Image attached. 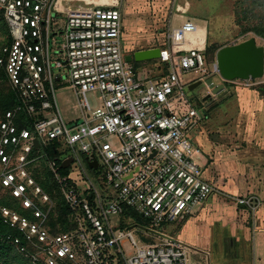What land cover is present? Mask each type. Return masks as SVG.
<instances>
[{
    "label": "built area",
    "instance_id": "obj_1",
    "mask_svg": "<svg viewBox=\"0 0 264 264\" xmlns=\"http://www.w3.org/2000/svg\"><path fill=\"white\" fill-rule=\"evenodd\" d=\"M65 1L61 8L59 0H0L8 28L0 75L16 98L12 109H0V187L20 208L2 207L1 219L36 242L32 258L40 264H206V251L165 231L215 190L189 135L206 110L200 114L188 96L195 79L183 78L206 71L205 47H184L197 23L172 27L155 59L161 71L141 78L121 48L118 4L69 9ZM65 81L80 110L70 120L56 102ZM89 92L98 94L94 108ZM53 144L62 162L72 158L67 175L46 159ZM39 157L68 208L66 231L47 226L53 203L30 171ZM136 229L159 240L144 241Z\"/></svg>",
    "mask_w": 264,
    "mask_h": 264
},
{
    "label": "rangeland",
    "instance_id": "obj_2",
    "mask_svg": "<svg viewBox=\"0 0 264 264\" xmlns=\"http://www.w3.org/2000/svg\"><path fill=\"white\" fill-rule=\"evenodd\" d=\"M188 1L191 4V8L189 11L186 10L185 12V7H182L185 0H66L64 4H66V7L69 9H86L94 5H110L117 3L122 13L121 48L124 54H132L137 48L142 46L153 47L162 45L165 41L166 34L169 33L171 28L180 26L188 17L199 25L196 26L194 32L188 34V38L191 42H187L184 47L188 48L192 45L203 47L207 31V46L209 45L210 47H207L204 52L206 63L203 69L206 71L203 73L187 72L183 76L185 80L195 79L192 82L201 79V83L191 90L188 89L187 93L188 96L191 97L192 104L197 108L200 114H202L203 106L206 108V110H204L206 116L200 119L197 126L190 131L189 135L194 143L198 146L201 145V155L205 160L207 159V154L205 152L207 144H205V146L204 141L207 139V132L215 131L217 127H222L226 119L232 117L239 118L237 112L238 104L234 99H230L233 97V94H230L231 97L225 101L220 100H224L226 96H229L228 92L236 87L248 89H256L260 86L264 87V76L256 79L225 81L221 78L217 70L212 72V68L214 64H216V51L220 47L238 43L249 37H254L258 45L264 46V0ZM59 6H62V2H59ZM186 6H188V3ZM7 44L8 29L4 17L0 12V55L2 53V48ZM143 62L144 63H139L133 60L130 62L141 78L150 77L161 71V67H159L155 61L150 60ZM0 81L8 85L3 73L0 75ZM218 84H223L222 88L215 94L211 93V90ZM208 92H210L209 97L203 101V96ZM55 94L58 108L65 119L70 120L80 116L78 97L70 83L67 81L62 82L58 86ZM86 97L91 108L98 105L97 93L89 92L86 94ZM242 111L243 110L240 108V113ZM211 137L214 138L212 135ZM241 151H238V153H241ZM241 155L244 154L241 153ZM202 158H199L201 163L203 162ZM241 158H244V156H241ZM249 158L251 162L255 161V158L251 155H249ZM48 167L47 160L43 157H39L32 163L30 171L35 175L36 171L42 173V171L48 169ZM82 167L86 176L89 178L88 180L93 181L91 173L84 162ZM261 176L263 177L264 175L261 174ZM259 184L262 185L264 182ZM214 196L217 199L216 201L220 202L221 205L213 206L211 210H206L205 212L211 213L212 222L217 219H224L225 216H227V229H232L233 223L244 215H247L246 222H252L251 217L254 216L253 212L255 206L262 197L264 198V189L249 188L226 190L218 187L215 188L214 194L210 198ZM51 201L53 204L49 210L47 226L52 232H57L63 229L61 217H64L62 211L66 207L62 200L59 186L58 193L56 192L55 197H51ZM2 207L17 212L20 211L18 201L12 199L8 193L0 187V209ZM198 208L199 207H196L195 211H197ZM245 208H247V211L245 210V214H241L240 212ZM202 212L203 210L197 213L194 212V216H189L181 222H173L170 226L165 228V231L177 240L185 244L189 243V246L192 248L200 249L199 247L192 246V244L196 242L194 238L205 231L200 226V223H203L200 217ZM231 214L236 215L232 218ZM1 220L0 217V221ZM217 222L222 225L224 224L221 221ZM2 224L6 226L7 230L5 232L0 231V240H3L1 237H4L6 240H9L11 245L9 249L6 247L5 250L0 251V264H40L32 258V255L37 254L38 246L36 242L19 234L13 227L4 223V221ZM217 227L218 226H215V228ZM224 227L226 226H219L218 229ZM134 231L136 234L140 235L144 241L159 240V238L151 236L150 234L141 233L138 229ZM14 236L18 238V242L14 240Z\"/></svg>",
    "mask_w": 264,
    "mask_h": 264
},
{
    "label": "crops",
    "instance_id": "obj_3",
    "mask_svg": "<svg viewBox=\"0 0 264 264\" xmlns=\"http://www.w3.org/2000/svg\"><path fill=\"white\" fill-rule=\"evenodd\" d=\"M187 3L188 6H186ZM190 6L189 1L185 0L182 6L185 7L184 12L189 11ZM187 42H191L188 36L185 44ZM159 46L161 45L153 47ZM206 46L207 31L203 47L206 48ZM146 48H152V46H142L136 50ZM230 94H233V97ZM228 95L220 101L230 97L234 99L238 104L239 118L226 119L222 127L207 132V139L204 141V145L207 144L208 147H205L207 159L204 160L201 155L205 175L212 182L214 181L215 188L264 189V184H259L264 182V176H261V174L264 175V96L257 89L242 87H236L229 91ZM240 108L243 110L241 113ZM202 152L204 153L203 149ZM249 155L255 158L254 162L250 161ZM216 200L215 196L209 198L195 211L197 213L203 210L200 215L203 223H200V226L205 231L194 238L196 242L192 246L207 252L206 264H264V198L259 199L255 206L251 223L246 222L247 215H244L233 223L232 229H227V216L212 222L211 213L205 212L211 210L213 206L221 205ZM245 210L247 211V208L240 213L243 214ZM234 215L236 214H231V217L234 218ZM217 221L224 224H219ZM215 226L226 227L218 229ZM186 245L189 246V243Z\"/></svg>",
    "mask_w": 264,
    "mask_h": 264
},
{
    "label": "water",
    "instance_id": "obj_4",
    "mask_svg": "<svg viewBox=\"0 0 264 264\" xmlns=\"http://www.w3.org/2000/svg\"><path fill=\"white\" fill-rule=\"evenodd\" d=\"M159 55V47H152L136 50L132 54H125V60L127 62H131L132 60L143 62L155 60ZM215 60L218 73L225 81L256 79L264 76V46L258 45L254 37H249L238 43L220 47L216 51ZM200 83L201 79L196 80L188 85V89L191 90ZM222 86L223 84H218L211 90V93L215 94ZM209 95L210 92L203 96L202 100L205 101ZM35 146L38 147L37 141H35ZM71 160V157L65 159L60 166L66 168ZM88 165L91 168H95L97 162L93 160L90 161ZM144 229L154 232L147 228Z\"/></svg>",
    "mask_w": 264,
    "mask_h": 264
},
{
    "label": "trees",
    "instance_id": "obj_5",
    "mask_svg": "<svg viewBox=\"0 0 264 264\" xmlns=\"http://www.w3.org/2000/svg\"><path fill=\"white\" fill-rule=\"evenodd\" d=\"M207 47H210V46L208 45V46H206V48ZM206 48H205V50H206ZM148 61H150V60H148ZM153 61H156V60H153ZM139 63H141V62H139ZM142 63H144V62H142ZM256 89L260 92L261 95L264 96V87L260 86ZM15 102H16V98H15V94L12 91V89L10 87H8L7 84L0 81V109L1 110H10V109H12ZM205 116H206V112H205ZM45 151H46V159L54 160L55 161V167H56L57 171L62 176L67 175L68 174L67 169L60 167L62 159H61V155L59 153H57L55 150V144L46 148ZM34 176H35L36 180L38 181V183L42 186V188L52 198L55 197L56 192L58 193V186H57V183L55 182V180L53 179L52 172L49 169H45L44 171H42V173H39L38 171H36V174ZM62 212L64 213V217H61L63 229H60V230L64 231L67 229V227H68V229L70 228V223L68 222V219L66 217L67 216L66 214L68 213L67 206L65 207V209ZM6 230H7L6 226L4 224H2L0 221V231L5 232ZM1 239H3V240H0V251L5 250L6 247H7V249H9V246L11 245V243H9V240H6L4 237H1Z\"/></svg>",
    "mask_w": 264,
    "mask_h": 264
},
{
    "label": "bare ground",
    "instance_id": "obj_6",
    "mask_svg": "<svg viewBox=\"0 0 264 264\" xmlns=\"http://www.w3.org/2000/svg\"><path fill=\"white\" fill-rule=\"evenodd\" d=\"M195 30H196V29H195ZM195 30H194V31H195ZM194 31H193V32H194Z\"/></svg>",
    "mask_w": 264,
    "mask_h": 264
}]
</instances>
